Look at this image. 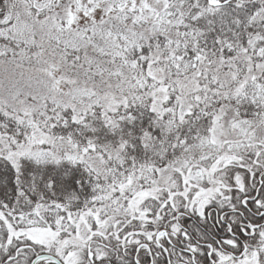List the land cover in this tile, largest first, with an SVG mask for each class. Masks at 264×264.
Segmentation results:
<instances>
[{
	"label": "snow or ice",
	"instance_id": "snow-or-ice-1",
	"mask_svg": "<svg viewBox=\"0 0 264 264\" xmlns=\"http://www.w3.org/2000/svg\"><path fill=\"white\" fill-rule=\"evenodd\" d=\"M0 264H264V0H0Z\"/></svg>",
	"mask_w": 264,
	"mask_h": 264
}]
</instances>
